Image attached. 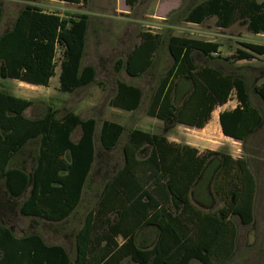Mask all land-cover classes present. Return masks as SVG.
<instances>
[{"label":"trees","instance_id":"16d2710c","mask_svg":"<svg viewBox=\"0 0 264 264\" xmlns=\"http://www.w3.org/2000/svg\"><path fill=\"white\" fill-rule=\"evenodd\" d=\"M55 1L86 5V0ZM137 2L125 0V5L131 10ZM2 15L0 8V21ZM211 19L219 29L243 22L247 33L264 35V0H204L183 16L184 23L194 25ZM87 26L86 15L62 17L25 5L0 36L2 77L48 88L58 69L62 94L93 84L95 69L81 67ZM138 38L127 57L114 62V74L143 78L164 48L170 59L149 95L146 117L160 121L167 131L176 125L203 129L213 111L233 98L237 106L219 114L222 135L244 146L261 128L263 118L252 105L249 86L235 70L195 63V54L219 60V44L149 32ZM242 47L233 56L235 62L264 57L262 45ZM115 87L111 108H141L140 87L119 80ZM253 92L264 104V83L255 85ZM33 106L32 101L0 90V183L10 201L22 200L21 216L60 223L79 206L96 163L97 122L73 112L58 117L51 108L38 117H26ZM77 129L80 137L73 142ZM123 137L122 165L105 176L95 205L76 232L73 263L62 246L48 245L38 234L15 237L0 224V264H226L233 257L237 223L250 226L254 218L256 179L248 161L221 150L199 153L165 136L126 131L110 121L100 124L97 139L102 151H115ZM36 142L30 172L12 167V161ZM202 197L220 207L201 210L194 200Z\"/></svg>","mask_w":264,"mask_h":264},{"label":"rangeland","instance_id":"374dc122","mask_svg":"<svg viewBox=\"0 0 264 264\" xmlns=\"http://www.w3.org/2000/svg\"><path fill=\"white\" fill-rule=\"evenodd\" d=\"M158 1L163 2L162 0H139L138 5L129 17L132 19L138 17L142 22L139 26H145L142 30L155 31L156 24L161 23L149 19L148 15L157 12L159 16L166 15L167 20L163 24L173 26L172 29H169V32H164L165 29L162 28L161 32L164 37L178 36L219 44V60H206L195 54V63L198 66L210 64L224 72L235 70L249 86L252 105L258 109L263 118L261 128L244 146L239 147L237 153L236 150L231 149L234 146L232 141H229L230 146L224 145L218 138L206 139L204 135L193 128L181 125H176L167 131L160 121L146 117L145 110L149 95L155 88L158 79L170 65V59L167 57L165 48L159 53L153 70L143 78L132 81L143 90L144 100L141 108L134 113H125L110 108L109 101L113 95L114 80L116 78L111 69V64L118 57H123L136 43V34L130 28L129 23L125 21V16L122 15L124 13L114 12L117 0H87L85 6L52 3L46 0H0V8L3 11L0 21V36L12 27L17 13L25 5H32L44 11L57 13L62 17L77 13L89 15V31L83 63L92 65L95 68L96 77L93 84L72 94H62L58 91L57 75L51 79L48 88H43L8 80L2 77L0 71V90L8 92L16 98L32 101L34 106L26 112L28 118L38 117L47 108H51L57 112L58 117L67 112H73L83 120L91 118L97 122L94 142L96 163L75 212L60 223H48L23 217L18 212V206L22 200L10 201L5 194L3 184L0 183V224L8 227L15 237L38 234L48 245L62 246L73 263L75 234L82 226L88 211L95 205L105 176L122 165L121 147L124 137L113 152L102 151L97 139L100 124L103 121H113L125 127L126 131L139 129L147 133L162 135L167 139L180 141L181 146L188 143L202 149L203 152L221 150L224 153L232 154L234 157H246L258 186L254 211L255 221L253 225L246 227L237 223L239 232L238 248L236 254L226 264H264V104L253 92L255 85L264 83V57H254L249 61L241 62L233 60V56L238 50H244L242 44L264 46V35L258 36L247 33L243 23H237L227 30H220L215 26V19H211L201 26L185 24L183 22L184 12L192 5L204 0H182V7L171 12H169L168 6L164 4L156 5ZM124 9L122 7V11ZM167 12L169 13L167 14ZM126 34H129L130 39L126 37ZM117 38H126V41L116 46L114 41L111 40ZM212 58H215V56ZM227 58L229 60L225 61ZM56 72L58 73V69ZM119 78L124 81L129 80L124 74L119 75ZM232 104L233 102L229 106H233ZM222 110L225 109H219L218 111L222 112ZM210 126H216V121L211 122ZM79 137L80 130L77 129L72 134L71 139L76 142ZM196 142H204V144L196 145ZM37 149V142L30 144L12 161L11 166L22 168L29 173L35 164ZM27 195L28 192L24 195V199ZM194 204L203 211L216 210L220 207V204L215 200L212 205L209 204L205 197L195 199ZM255 252L258 255L255 256ZM123 264L129 263L125 261ZM191 264L199 263L193 261Z\"/></svg>","mask_w":264,"mask_h":264},{"label":"crops","instance_id":"0c3cea01","mask_svg":"<svg viewBox=\"0 0 264 264\" xmlns=\"http://www.w3.org/2000/svg\"><path fill=\"white\" fill-rule=\"evenodd\" d=\"M46 1H50V2H55V3H59V4H67V5H73V4H68V3H64V2H59V1H55V0H46ZM87 1V0H86ZM163 2H161V1H158L157 3H156V5H158V6H160V5H162V4H164L165 6H168V8H169V12H171V11H177L178 9H180L181 7H182V5H183V1L182 0H162ZM193 1V0H192ZM138 3H139V0H138V2H137V4L133 7V9H129L126 5H125V0H117V3H116V6H115V10H114V12L115 13H118V12H122V13H124V14H122L123 16H125V21L126 22H128L129 23V26H130V28L135 32V34H136V43L125 53V55L123 56V57H118L117 59H115V61L116 60H118V59H125L126 57H127V55L129 54V52L136 46V45H138L139 44V38H138V35L140 34V33H144V32H149V33H152V34H162V28H164L165 30H164V32H169V29H172V27L173 26H170V25H166V24H163V22H166V15H164V16H159L158 14H157V12H155V13H152V14H150V15H148V18L149 19H152V20H155V21H157V22H160L161 24H156V28H155V31H149V30H147V31H144V30H142V28H144L145 26L143 25V26H139V24H142V22H141V20L138 18V17H135L136 19H132V18H130L129 16H130V14L134 11V9H135V7L138 5ZM73 6H81V5H73ZM193 6V5H192ZM191 6V7H192ZM122 7L123 8H125L123 11H122ZM45 12H48V11H45ZM169 12H167V14L169 13ZM77 14H82V15H86V16H88V26H87V31H86V37H85V50H84V55H83V58H82V61H81V67L82 68H84V67H86V66H92V65H89V64H84L83 63V60H84V57H85V52H86V43H87V34H88V31H89V22H90V18H89V15L88 14H86V13H77ZM241 23H243V22H241ZM185 24H188V25H191V26H201V25H194V24H189V23H185ZM244 24V23H243ZM234 26V25H233ZM244 26H245V24H244ZM231 28V27H230ZM217 29H219V28H217ZM220 30H224V29H220ZM227 30V29H226ZM127 33V32H126ZM128 35L129 34H126V37H128ZM259 36V35H258ZM129 39H130V37H128ZM111 41H114V43H115V45L116 46H118L121 42H125L126 41V38H117V39H113V40H111ZM220 49V48H219ZM168 57V56H167ZM114 61V62H115ZM114 62L111 64V69H112V71H113V64H114ZM241 62V61H240ZM93 68H94V66H92ZM95 69V68H94ZM151 72V71H150ZM59 73V72H58ZM58 73L56 72V75L58 76ZM114 73V72H113ZM121 74H124L123 72H121V73H119V74H115V76H116V78H115V80H114V83L117 81V80H119V81H122V82H124V83H127V84H130V85H133V86H137V87H140V86H138V85H136V84H134L132 81H136V80H138V79H133V78H129L128 76H126L125 74V76L129 79V80H127V81H124V80H122L121 78H119V75H121ZM51 81V80H50ZM49 85H50V83H49ZM115 85V84H114ZM34 87V86H33ZM141 88V87H140ZM115 92H116V87H114V90H113V95H112V97L115 95ZM111 97V98H112ZM233 102V106H229L230 105V103H232ZM237 106V102L235 101V99H231L226 105H224V106H222V107H218V108H216L214 111H213V113H212V115H211V119H210V121L208 122V124L203 128V129H194L195 131H197L198 133H200V134H202V135H204L205 136V138L206 139H208V138H218V139H220V142L222 143V144H224V145H228V146H230L231 144L229 143V141H232L233 143H234V146H232L231 147V149L232 150H236L237 151V153L239 152V147L240 146H242V143L241 142H239V141H235V140H233V139H230V138H228V137H225V136H223L222 135V133H221V130H220V126H219V114L221 113V112H219L218 110L219 109H225V110H222V112L223 111H231V110H233L235 107ZM111 108V107H110ZM112 109H114V108H112ZM116 110H119V109H116ZM119 111H121V112H125V113H134V112H126V111H122V110H119ZM149 118V117H148ZM150 119H152V118H150ZM214 119V120H213ZM156 120V119H155ZM213 121H216V126H210V123L212 122L213 123ZM110 122H113V121H110ZM114 123H117V122H114ZM118 124V123H117ZM120 125V124H119ZM142 131V130H141ZM255 134H253L252 136H250L248 139H247V141H246V143L251 139V138H253V136H254ZM170 143H175V144H179V145H181L180 144V141H178V140H176V139H167ZM204 141H207V140H204ZM204 144V142H196V145H203ZM183 147H185V146H187V147H190V148H194V149H196V150H198L199 151V153H202L203 152V150L202 149H199L198 147H196V146H191L190 144H188V143H185L184 145H182ZM207 149V148H206ZM228 155H230L233 159H246L247 160V158L246 157H244V158H241V157H239V156H236V157H234L232 154H229V153H227ZM249 164V163H248ZM249 167H250V165H249ZM256 179V178H255ZM257 191H258V186H257V181H256V194H255V199H254V211H255V203H256V198H257ZM263 191H264V189H263ZM254 216V218H253V223L251 224V225H253L254 224V221H255V215H253ZM250 225V226H251ZM238 231V230H237ZM239 233V232H238ZM238 233H237V243H236V248H235V251H234V254H233V256L236 254V251H237V248H238ZM250 248H251V246H250ZM255 256L256 255H258V253L257 252H255V254H254ZM239 264V263H238Z\"/></svg>","mask_w":264,"mask_h":264}]
</instances>
